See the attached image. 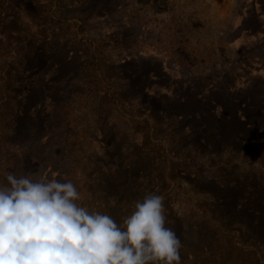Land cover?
Here are the masks:
<instances>
[{
    "label": "rangeland",
    "instance_id": "obj_1",
    "mask_svg": "<svg viewBox=\"0 0 264 264\" xmlns=\"http://www.w3.org/2000/svg\"><path fill=\"white\" fill-rule=\"evenodd\" d=\"M221 81L264 92V0H0V184L70 180L118 224L160 194L181 264H264V131L207 157L169 117L182 85Z\"/></svg>",
    "mask_w": 264,
    "mask_h": 264
},
{
    "label": "clouds",
    "instance_id": "obj_2",
    "mask_svg": "<svg viewBox=\"0 0 264 264\" xmlns=\"http://www.w3.org/2000/svg\"><path fill=\"white\" fill-rule=\"evenodd\" d=\"M0 184V264H181L164 196L146 194L118 224L79 203L70 180L6 175Z\"/></svg>",
    "mask_w": 264,
    "mask_h": 264
},
{
    "label": "trees",
    "instance_id": "obj_3",
    "mask_svg": "<svg viewBox=\"0 0 264 264\" xmlns=\"http://www.w3.org/2000/svg\"><path fill=\"white\" fill-rule=\"evenodd\" d=\"M72 61L71 59L68 64H72ZM184 86L187 88L181 89L182 93L175 98V105L167 102L169 117L177 120L180 132L186 133L183 138L197 139L195 143L199 145L198 149L207 157L214 154L221 156L224 149L234 147L235 144L241 146L256 141L264 131V92L260 90L261 86L248 88L244 95H237L233 85L224 81L211 83L204 89L193 83L182 85L183 88ZM38 91L48 99L47 87ZM29 98L30 96H27L25 102ZM26 105L20 106L21 111L16 109L14 128L24 132L25 138L35 140L41 134L38 131L40 126L45 127L44 118L40 119V115H44L40 114L43 112L39 109H35L37 112L31 114L34 105L28 110ZM25 121L33 127L24 131L21 125ZM21 134L18 133L15 143L17 146H25L19 139ZM0 137L1 143L4 140L1 133ZM10 143L13 144V141ZM232 206H238V203H233Z\"/></svg>",
    "mask_w": 264,
    "mask_h": 264
},
{
    "label": "crops",
    "instance_id": "obj_4",
    "mask_svg": "<svg viewBox=\"0 0 264 264\" xmlns=\"http://www.w3.org/2000/svg\"><path fill=\"white\" fill-rule=\"evenodd\" d=\"M246 36H249V35H246Z\"/></svg>",
    "mask_w": 264,
    "mask_h": 264
}]
</instances>
